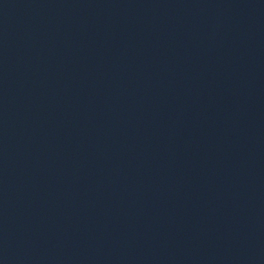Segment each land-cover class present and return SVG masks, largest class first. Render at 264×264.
Returning <instances> with one entry per match:
<instances>
[{
    "label": "water",
    "instance_id": "95a60500",
    "mask_svg": "<svg viewBox=\"0 0 264 264\" xmlns=\"http://www.w3.org/2000/svg\"><path fill=\"white\" fill-rule=\"evenodd\" d=\"M0 264H264V0H0Z\"/></svg>",
    "mask_w": 264,
    "mask_h": 264
}]
</instances>
